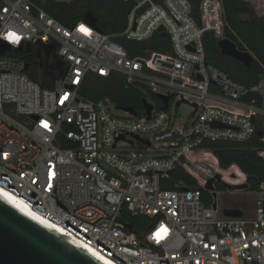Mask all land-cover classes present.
<instances>
[{
  "label": "built area",
  "instance_id": "2783aa9c",
  "mask_svg": "<svg viewBox=\"0 0 264 264\" xmlns=\"http://www.w3.org/2000/svg\"><path fill=\"white\" fill-rule=\"evenodd\" d=\"M122 1L133 3L125 29L107 35L84 21L64 26L32 0H0V189L112 264H264V181L252 217L242 210L239 218L225 217L233 208L217 206V184L249 191L247 177L231 174L236 165L220 168L201 148L256 135L264 161V108L241 100L249 93L264 98V75L245 87L205 61V34L223 39L219 0H200L197 8L192 0ZM156 34L166 36L170 53L131 58L113 40L145 43ZM42 57L51 88L25 74ZM114 72L126 86L169 96L168 108L146 100L153 108L147 119L145 109L134 116L79 94L88 74ZM180 105L192 108L183 120ZM177 170L196 186L170 189ZM124 215L152 225L136 234Z\"/></svg>",
  "mask_w": 264,
  "mask_h": 264
},
{
  "label": "trees",
  "instance_id": "16d2710c",
  "mask_svg": "<svg viewBox=\"0 0 264 264\" xmlns=\"http://www.w3.org/2000/svg\"><path fill=\"white\" fill-rule=\"evenodd\" d=\"M39 5L49 16L53 17L64 26L72 27L83 21L87 13H90L97 22L100 32L107 35H119L125 29L126 18L133 3L122 0H72L61 2L58 0H32ZM200 0H192L197 8ZM223 12V38L232 41L239 50L250 52L255 61L250 67H245L236 60L220 53L217 40L213 33L204 36L205 61L223 71L233 81L250 87L256 84L264 75V16L243 17V10L249 5L244 0H219ZM194 15H197L195 10ZM113 40L121 45L134 58L144 55L145 51L156 53H170V44L163 34H156L149 42L137 43L126 40L124 37H115ZM44 72L38 69V62H29L25 74L32 81L39 83L41 88H51ZM79 94L88 100L98 102L109 100L116 108H128L137 115H144L143 100H150L161 105L157 99L146 90L136 86H126L125 78L119 73H111L107 78L94 74H88L80 87ZM243 102L254 104L264 108V98L255 93H249L241 99ZM261 147L258 137L255 135L246 143H233L228 141H204L201 148L212 151L218 159L219 166L227 169L236 165L247 177L249 191L256 192L258 184L264 181V161L261 160L256 150ZM174 183H183L187 187H195L196 183L182 170L174 171L168 187L173 189ZM217 192L226 190L224 186L217 184ZM206 205H211L213 199L203 195ZM123 221L126 227L136 234L147 231L152 225V220L144 216L124 215Z\"/></svg>",
  "mask_w": 264,
  "mask_h": 264
},
{
  "label": "water",
  "instance_id": "95a60500",
  "mask_svg": "<svg viewBox=\"0 0 264 264\" xmlns=\"http://www.w3.org/2000/svg\"><path fill=\"white\" fill-rule=\"evenodd\" d=\"M195 8L192 7V10ZM85 23L97 28L96 19L87 13L83 20ZM98 29V28H97ZM164 29L159 28L158 32ZM217 46L222 55L227 56L250 67L255 61L254 56L248 51L239 50L236 45L228 40L221 39ZM28 45L25 52L29 53ZM27 68V64L25 66ZM263 77H260L262 80ZM163 103V109L168 108L169 96L156 95ZM180 102L176 105L178 106ZM143 107L147 119L150 118L152 106L143 100ZM134 116L137 114L128 108H117ZM247 185L236 189H246ZM215 197V195H214ZM216 205H213L215 208ZM225 217L239 218L242 212L239 209H225ZM0 264H104L75 243L49 228L15 204L0 195Z\"/></svg>",
  "mask_w": 264,
  "mask_h": 264
},
{
  "label": "rangeland",
  "instance_id": "374dc122",
  "mask_svg": "<svg viewBox=\"0 0 264 264\" xmlns=\"http://www.w3.org/2000/svg\"><path fill=\"white\" fill-rule=\"evenodd\" d=\"M248 2V6L243 10V17L250 18V17H258L264 16V0H244ZM37 61V59H36ZM38 62V69L41 72L46 71V62L45 59L42 57ZM43 78L49 81V77L43 73ZM171 111H174V106H172ZM192 112V108L186 105H180L178 109V115L180 119H185L190 113ZM116 115L122 116L123 114L118 112ZM223 174V173H222ZM224 176L227 173L223 174ZM237 175L243 178V173L237 170ZM227 182L234 184L237 181H232L230 179H225ZM255 192L247 191V190H235V189H226L221 192H216V203L220 209L225 208H235L240 209L243 211L246 218H250L253 216L254 212V201H255Z\"/></svg>",
  "mask_w": 264,
  "mask_h": 264
},
{
  "label": "bare ground",
  "instance_id": "6f19581e",
  "mask_svg": "<svg viewBox=\"0 0 264 264\" xmlns=\"http://www.w3.org/2000/svg\"><path fill=\"white\" fill-rule=\"evenodd\" d=\"M230 172H231V174H234L235 173V175H237V172L234 170V168H232ZM223 174L221 173V175H223ZM0 195L2 197H4L5 199H7L12 204H15L16 206H18L19 208H21L22 210H24L25 212H27L28 214H30L31 216H33L34 218H36L37 220H39L40 222H42L43 224H45L46 226H48L49 228H51V229L55 230L56 232H58L59 234L65 236L67 239H69L70 241H72L73 243H75L77 246H79L82 249H84L85 251H87L89 254H91L92 256H94L96 259L100 260L104 264H112L110 261L106 260L105 258H103L102 256L98 255L97 253H95L94 251L90 250L89 248L85 247L79 241H77L74 238H72L71 236L67 235L62 229H60V228L52 225L51 223L47 222L46 220H44L41 217L37 216L36 214L32 213L30 210H28L23 205V203H21L20 201L16 200L14 197H12L10 194H8L7 192H5L4 190H1L0 189Z\"/></svg>",
  "mask_w": 264,
  "mask_h": 264
},
{
  "label": "snow or ice",
  "instance_id": "6c2138e0",
  "mask_svg": "<svg viewBox=\"0 0 264 264\" xmlns=\"http://www.w3.org/2000/svg\"><path fill=\"white\" fill-rule=\"evenodd\" d=\"M81 31L87 33V29H86V28H83V27H82V28H81ZM12 39H14V40H18L19 37H18V36H12ZM45 127H47V125H45Z\"/></svg>",
  "mask_w": 264,
  "mask_h": 264
}]
</instances>
